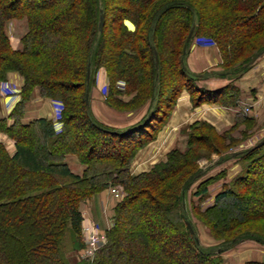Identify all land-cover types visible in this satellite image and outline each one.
I'll list each match as a JSON object with an SVG mask.
<instances>
[{
	"label": "trees",
	"instance_id": "obj_1",
	"mask_svg": "<svg viewBox=\"0 0 264 264\" xmlns=\"http://www.w3.org/2000/svg\"><path fill=\"white\" fill-rule=\"evenodd\" d=\"M14 20L27 25L19 50L7 34ZM198 38L215 44L225 72L243 73L264 53V0H59L57 5L0 0V83L11 72L23 80L21 100L10 114L13 124L0 119V132L15 146L10 155L0 143V264H221L198 242L191 215L220 241L218 250L243 240L264 246V229L243 226L264 220V196L251 198L262 188L264 144L237 155L246 162L245 170L205 209L187 203L186 194L202 174L199 160L234 145L226 143L228 132L218 134L209 123L195 122L187 128L184 151L173 149L149 171L130 173L134 157L155 140L181 92L189 93L194 106L236 101L239 91L232 84L216 91L195 86L183 59ZM100 71L109 108L136 112L147 107L136 125L118 130L92 116L85 95ZM171 76L177 79L173 87ZM35 88L63 105L58 131L43 118L20 122ZM250 120L241 121L249 127ZM76 131L86 133L85 144ZM69 155L84 167L81 175L65 163ZM216 179L197 186L192 195L198 203ZM110 186L120 187L124 196L113 209L106 243L92 261L75 259L84 249L79 206ZM144 210L160 221L161 229L153 231L169 233L161 244L142 220ZM172 243L176 250L170 253Z\"/></svg>",
	"mask_w": 264,
	"mask_h": 264
},
{
	"label": "crops",
	"instance_id": "obj_2",
	"mask_svg": "<svg viewBox=\"0 0 264 264\" xmlns=\"http://www.w3.org/2000/svg\"><path fill=\"white\" fill-rule=\"evenodd\" d=\"M129 29L133 26L127 23ZM24 33H22L23 35ZM17 39L15 47L13 38H10L11 46L15 50L21 48L20 38ZM192 40L185 52L183 64L189 75L194 79V84L205 91H216L228 84L235 86L239 93L236 101L230 105L202 104L194 106L187 91L181 92L166 124L157 134L155 140L138 151L130 165V173L138 175L149 171L155 164L165 160L168 152L173 149L185 150L187 147V128L195 122H207L212 125L218 134L228 132L230 140H240L242 133H247L246 123L243 118L250 117L260 124L264 120V53L258 55L252 64L240 74L225 72L221 66V58L215 44H204ZM101 82L92 85L87 92L88 105L92 116L99 123L125 130L136 125L145 116L147 107L136 112H117L109 108L105 103V94L102 88L107 84L105 74L100 71ZM6 88L15 87L16 91L0 93V119H5L6 125L13 124L14 119L10 114L21 100L22 78L14 72L8 73ZM247 107L249 112L245 113L243 108ZM57 103L54 100L41 97L39 90L35 88L29 99L23 105L20 122L27 124L36 119L51 120L55 129H60L56 121ZM251 130V129H250ZM248 136L231 146L232 149L220 155L211 157V164L194 182L186 194L194 193L195 187L201 182L217 177L207 187L206 201L210 207L214 198L225 186H228L233 178L240 175L241 164L239 153L248 150L257 142V135L248 141ZM247 139V140H246ZM245 140V141H244ZM0 143L7 152L12 155L15 151L14 141L6 134L0 132ZM65 163L70 171L76 175L83 173L84 167L76 157L69 155ZM221 174V175H220ZM193 200V198H192ZM198 201V198L195 197ZM115 199L110 190H103L91 199L81 202L79 209L83 216V226L95 225L100 233L105 234L111 227ZM205 201V202H206ZM204 201H202L203 203ZM203 206V205H202ZM94 221V222H93ZM223 258V264H264V246L252 240H246L235 245Z\"/></svg>",
	"mask_w": 264,
	"mask_h": 264
},
{
	"label": "rangeland",
	"instance_id": "obj_3",
	"mask_svg": "<svg viewBox=\"0 0 264 264\" xmlns=\"http://www.w3.org/2000/svg\"><path fill=\"white\" fill-rule=\"evenodd\" d=\"M53 1H55V4L57 5L59 0H53ZM112 1L114 3H116V4L119 2V0H112ZM26 31H27V25H26L25 20H14V21H11V22H9L7 24V34H8L9 37H12L13 38V46L14 47H15V44L17 42V39H19V37L22 35V33L25 34ZM48 39H49L48 36H46L45 37V40H44V43L47 42ZM192 44L195 45V40H193ZM14 47H12V48L14 49ZM171 78H172V79H170V81H172L171 82V87H173V86L176 85V80L177 79L175 77H173V76H171ZM99 82H101V77H100V73L98 72L97 75H96V78L94 80V84L93 85L98 86L99 85ZM7 84L8 83L6 81L0 83V93H6V92H11V91H16L15 87H10L9 89L6 88L7 87L6 86ZM102 93H104L103 92V88H102ZM104 94L106 95V93H104ZM54 102L57 103V105H58V109H57V112H56V116L58 115L59 118H60L61 112H62V109H63V105L60 102H58V101H55L54 100ZM58 119H56L57 122H58ZM250 119H251L250 120L251 121V125L249 127H247V131L248 132L247 133L246 132L245 133H242V135H241L242 137L238 141H235L234 139H232V140L227 139L226 140V143L227 144H229V145L230 144L236 145L237 142L243 140V138H245L247 136H248L247 139L249 141L253 136H256L257 135V143H259L261 141L260 140L261 139L260 137H263L264 138V120L260 124L259 122H255L254 119H252V118H250ZM75 123L78 126L81 125V121H77ZM185 131H186V134H187V130H185ZM75 135L78 137V140L80 141V143L82 145L85 144V141H86V133H84L82 131H79V132L76 131L75 132ZM187 136H188V134H187ZM228 137H229V135H228ZM257 143H255L253 146H251L248 149H251L252 147L256 146ZM230 148L232 149V147H230ZM230 148L228 150H230ZM181 151H184V150H181ZM213 155H219V154H212L209 158L204 157V158H202V159L199 160V168L202 171V174L201 175H204L205 174V170H207V167H209L211 164H213V162L211 161L212 160L211 157ZM239 162L241 164V172H240V174H241L245 170L246 162H244L242 160H240ZM261 182H262V184H261L262 185V188L260 189V191L258 193H256L253 196H251L252 200H255L256 201L257 199H259V198H261V197L264 196V194H263L264 193V178H263V181H261ZM112 188H116L118 190L119 195H120V197L118 199L113 196ZM195 189H197V186L195 187ZM105 190H110L111 191V194H112V196L115 199L114 203H116V204L118 202H120L122 200L123 196H124L123 195V192H122V189L120 187H118V186H110V187L106 188ZM192 194H193V192L192 193H188L189 200L187 201V203H190L191 200H192V198H193V200H192L193 202L192 203L199 204L201 206V209H205V208H207L210 205V204H207L206 199L204 200L203 203L202 202L201 203H198V201L195 200V196H193ZM254 203L255 204L252 207H254L255 205H257L256 202H254ZM141 215H142V217H141L142 220L144 222H147V225H150V226H148L149 230L153 231L152 229L153 228H156V231H158V228L161 229L162 226H161L160 221L158 220L156 214H154L153 212H151L149 210H144L141 213ZM189 219L192 221V226H193L192 228L194 230V235L195 234L197 235V238H198L197 240L200 243V245L207 252L212 253L213 255H214V253H216V256H218L220 258V260H221V264H223V258L226 255H229V253L231 252L229 250H231L238 243L243 242V241H246V240H243V241H240V242H238V243H236L234 245L228 246L225 250H218V248L220 249V247H221V246H219L220 241L219 240H215L213 237H211V235L209 233V230L201 222L197 221L196 218L193 215L189 216ZM243 226H244V228H249V227L255 226L257 228L259 227L261 229H264V220H259V221L257 220V221H253V222H248V224L246 223V225H243ZM241 228H242V226H241ZM156 231L155 230L153 231V233L156 236L155 239H156V241H157L158 244H161L162 241L165 240L166 236H168L169 233L167 231H164V232L163 231H160V233L158 232V234H157ZM175 250H176V248H175V244L174 243H172L168 247V249H167V251L170 252V253L172 251H175ZM77 257L79 259H81V252L78 254V256H76V254L73 255V258L76 259ZM176 260L178 262L183 261V260H181V258L179 256H177V259ZM184 261H185V259H184Z\"/></svg>",
	"mask_w": 264,
	"mask_h": 264
},
{
	"label": "built area",
	"instance_id": "obj_4",
	"mask_svg": "<svg viewBox=\"0 0 264 264\" xmlns=\"http://www.w3.org/2000/svg\"><path fill=\"white\" fill-rule=\"evenodd\" d=\"M195 41L198 43H204V44L206 43L212 44V45L214 44L211 41H207L201 38L195 39ZM106 87H107V84L103 87L104 93L106 91ZM243 111L247 113L249 112V109L245 107L243 108ZM58 118L59 116L57 115V119ZM112 193L115 198L118 199L120 197L119 192L116 188H112ZM81 238L84 243V249L81 251V258L92 261L96 251L105 245L106 235L103 233H100L95 225L90 224L87 226H83L82 224Z\"/></svg>",
	"mask_w": 264,
	"mask_h": 264
},
{
	"label": "water",
	"instance_id": "obj_5",
	"mask_svg": "<svg viewBox=\"0 0 264 264\" xmlns=\"http://www.w3.org/2000/svg\"><path fill=\"white\" fill-rule=\"evenodd\" d=\"M102 27H103V15L101 14L100 16H99V24H98V30L99 31H101L102 30ZM192 34H193V29H191L190 31H189V34H188V36H187V41H189L191 38H192ZM154 58H155V67L157 68V61H158V59H157V54L156 53H154ZM89 76H90V73H89V71L87 72V81L89 80ZM88 92V91H87ZM87 92H86V95H85V98H86V100H87V97H88V95H87ZM264 144V138L256 145V146H260V145H263ZM188 226L190 227V225L188 224ZM191 229V228H190Z\"/></svg>",
	"mask_w": 264,
	"mask_h": 264
}]
</instances>
